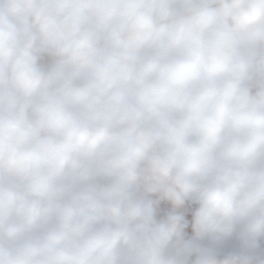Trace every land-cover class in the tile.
<instances>
[{
  "label": "clouds",
  "instance_id": "1",
  "mask_svg": "<svg viewBox=\"0 0 264 264\" xmlns=\"http://www.w3.org/2000/svg\"><path fill=\"white\" fill-rule=\"evenodd\" d=\"M0 264H264V0H0Z\"/></svg>",
  "mask_w": 264,
  "mask_h": 264
}]
</instances>
